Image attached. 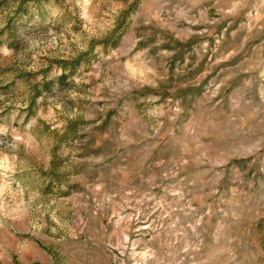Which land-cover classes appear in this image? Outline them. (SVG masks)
<instances>
[{"label": "rangeland", "instance_id": "obj_1", "mask_svg": "<svg viewBox=\"0 0 264 264\" xmlns=\"http://www.w3.org/2000/svg\"><path fill=\"white\" fill-rule=\"evenodd\" d=\"M0 264H264V0H0Z\"/></svg>", "mask_w": 264, "mask_h": 264}]
</instances>
